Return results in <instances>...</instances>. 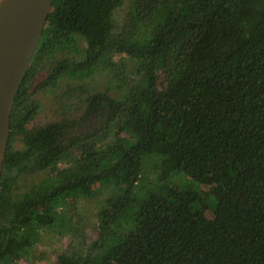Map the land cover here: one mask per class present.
Returning <instances> with one entry per match:
<instances>
[{"label":"trees","instance_id":"1","mask_svg":"<svg viewBox=\"0 0 264 264\" xmlns=\"http://www.w3.org/2000/svg\"><path fill=\"white\" fill-rule=\"evenodd\" d=\"M122 3L54 0L11 115L0 264L29 260L45 230L57 233L54 210L96 186L110 190L111 205L97 214V238L62 251L55 264H264V0H134L139 18L126 37L115 34ZM173 52L163 88L158 70ZM122 55L134 79L116 84L119 95L90 93L80 118L44 125L14 146L37 113L34 86L63 77L84 83ZM46 60L53 67L37 83ZM119 116L123 133L87 148L81 169L14 194L18 178L108 134ZM147 156L159 159L163 176L184 173L211 195L201 200L192 185L137 192Z\"/></svg>","mask_w":264,"mask_h":264},{"label":"rangeland","instance_id":"2","mask_svg":"<svg viewBox=\"0 0 264 264\" xmlns=\"http://www.w3.org/2000/svg\"><path fill=\"white\" fill-rule=\"evenodd\" d=\"M133 2L134 0H123L122 5L115 11V34L117 36H129L137 27L136 22L139 16L134 11ZM77 40L78 46L83 49L85 45L83 39L77 36ZM174 52L167 56V62L158 70L160 86L163 88L170 81V69L176 64ZM114 60L115 64L107 65L95 74L93 78L83 81L84 83L75 78L63 77L51 88L39 90L34 86L35 89H33L31 98L33 102L39 104L37 113L23 131L15 134L14 146L22 148L27 138L44 125L63 119L80 118L85 111L87 98L90 93L109 90L112 95H119L118 91L114 92L116 84L129 85L133 81L134 76L129 74L130 63L127 56H116ZM52 67V61L46 60L36 79L37 83L46 78ZM123 123V116L117 117L108 134H103L91 141L82 142L50 168L39 172L40 175L32 173L18 178L13 188L14 194L18 196L20 193L27 192L30 185L43 178V176L55 177L60 171L73 169L77 165L78 169H81V164L78 163V160L85 155L86 149L110 140L114 136H120L123 133L121 127ZM159 163V159L154 156L145 158L137 192L159 191L166 193L165 186L167 185H192L198 189L201 200L211 195L209 186L193 184L184 173L174 172L170 177L163 176ZM96 188L98 189L91 196L84 199H70L61 208L54 210V216L57 217V221L53 227L57 229V233L55 234L54 229L52 231L45 230L33 248L32 257L29 260L13 264H55L62 251L76 247L82 241L87 244L94 241L99 231L97 214L99 211L109 209L111 206L109 201L110 190L97 186ZM209 215H211V212ZM111 240L112 236L108 235L105 244Z\"/></svg>","mask_w":264,"mask_h":264},{"label":"water","instance_id":"3","mask_svg":"<svg viewBox=\"0 0 264 264\" xmlns=\"http://www.w3.org/2000/svg\"><path fill=\"white\" fill-rule=\"evenodd\" d=\"M53 4L54 0H0V179L16 96Z\"/></svg>","mask_w":264,"mask_h":264}]
</instances>
